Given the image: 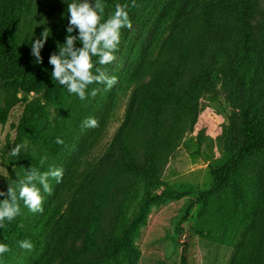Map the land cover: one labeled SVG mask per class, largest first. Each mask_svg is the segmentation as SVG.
<instances>
[{
    "label": "trees",
    "instance_id": "trees-1",
    "mask_svg": "<svg viewBox=\"0 0 264 264\" xmlns=\"http://www.w3.org/2000/svg\"><path fill=\"white\" fill-rule=\"evenodd\" d=\"M70 2L62 0L49 21L23 30L27 0H0V125L24 103L15 140L4 148L0 190L29 168L64 170L60 183L49 178L51 194L42 190L43 212L32 213L21 201V215L0 228V243L11 249L0 264H137L136 241L152 207L182 196L161 180L162 167L192 131L200 99L218 87L232 111L226 160L210 168L213 180L199 194L195 231L231 250L227 264H264V1L103 0L105 18L117 3L127 4L133 27L122 29L117 59L105 66L117 83L109 90L89 86V93L99 91L85 100L51 79L48 63L65 43ZM44 28L49 39L37 65L31 43ZM123 99L120 125L95 154ZM89 117L99 126L83 127ZM23 142L28 147L11 156ZM22 240L34 249L20 248ZM180 261L190 264L186 252Z\"/></svg>",
    "mask_w": 264,
    "mask_h": 264
},
{
    "label": "rangeland",
    "instance_id": "rangeland-1",
    "mask_svg": "<svg viewBox=\"0 0 264 264\" xmlns=\"http://www.w3.org/2000/svg\"><path fill=\"white\" fill-rule=\"evenodd\" d=\"M264 1V0H263ZM29 11L25 12L23 30L34 23L49 21V12L57 10L62 0H27ZM40 11V16L37 13ZM3 91L0 87V96ZM20 98V95H18ZM41 98L31 94L29 99ZM125 100L118 103L112 118L107 121L104 137L95 148L101 154L120 125L125 108ZM43 101V98H42ZM201 112L192 131L183 134L177 147L171 152L161 170V180L178 190L182 196L162 205L153 206L148 223L136 244L141 257L137 264H181V254L186 252L190 264H227L231 250L217 244L207 234L196 233V216L200 208L199 194L212 183L210 168L217 167L226 160L223 139L231 115V107L226 99V91L207 93L200 99ZM24 109V103L11 108L5 124L0 125V175L6 174L4 148L15 140L16 128ZM52 115L55 113L51 110ZM28 147V143H27ZM192 201V209L183 222L180 216L184 206Z\"/></svg>",
    "mask_w": 264,
    "mask_h": 264
},
{
    "label": "clouds",
    "instance_id": "clouds-1",
    "mask_svg": "<svg viewBox=\"0 0 264 264\" xmlns=\"http://www.w3.org/2000/svg\"><path fill=\"white\" fill-rule=\"evenodd\" d=\"M127 4L117 3L114 11L105 18V4L103 0H71L67 4V26L65 43L57 44V50L50 55L48 63L53 66L50 73L51 79L66 87L70 94L85 100L88 95L96 96L98 88L89 86L101 84L105 90L111 89L117 83V77L110 75L105 66L116 61L122 29L133 27ZM78 30V32H77ZM49 28H44L40 36L32 40L31 55L34 63L43 64L41 49L49 39ZM76 32L77 34H73ZM77 42L81 46H77ZM97 58L95 61L93 58ZM99 65V66H97ZM83 127L96 128L98 120L89 117L83 121ZM57 144L64 141L56 138ZM27 147V142L16 145L10 155L18 156L22 149ZM63 168L49 169L40 172L35 168L25 171L23 177L17 173L18 179L14 185H8L7 191L0 190V228L5 227V221L12 222L21 215V201L32 213L43 212L42 190L51 194L52 188L49 178L60 183L63 178ZM19 247L28 251L34 249L30 240L19 241ZM10 247L0 243V256L10 252Z\"/></svg>",
    "mask_w": 264,
    "mask_h": 264
}]
</instances>
